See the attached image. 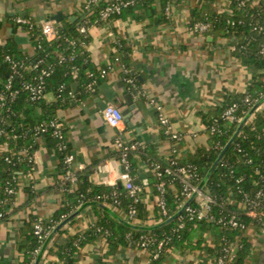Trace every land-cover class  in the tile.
Here are the masks:
<instances>
[{
	"label": "trees",
	"instance_id": "trees-1",
	"mask_svg": "<svg viewBox=\"0 0 264 264\" xmlns=\"http://www.w3.org/2000/svg\"><path fill=\"white\" fill-rule=\"evenodd\" d=\"M179 1L181 0H144L135 7L124 10L121 15L111 17L110 20H126L130 17H142L143 14L150 19V24L159 25L169 21L165 8L170 3L175 4ZM241 1L231 0V13H212L207 6L193 11L197 21L211 23L210 34L213 37L227 38L230 35L242 37L233 54L242 65L253 72L252 80L243 93H226L223 104L203 116L209 137L206 147L199 149L185 161L172 158L164 162L152 149L141 146L129 152L131 175L134 182L139 185L141 183L135 181L136 172L132 160L135 153L141 155L152 170L157 166L161 167L158 170L161 176L157 177L155 189L156 194H160L157 186L160 183L164 184L163 198L168 213L165 217L160 207H156L155 217L161 222L180 212L185 202V196L182 195L185 183L200 187L222 151L235 136L240 124L228 121L224 116L226 110L236 104L235 116L246 117L250 111L249 103L246 102L247 96L250 95L256 100L264 98V1L253 4L249 0L245 5H242ZM155 3L162 6L161 13H158V9L152 10ZM106 5V0H102L92 6L91 15L87 14L89 25L99 19L100 12ZM84 21L83 16H79L75 22L62 21L57 27V39L48 43L35 22L31 20L24 28L35 48L34 56L20 51L14 38L4 45L0 44V94L6 96L3 106L0 102V144L8 146L7 151L0 152V227L17 212L16 209L10 212L6 210L7 204L14 198V195L8 194V190L18 191L20 176L33 173L34 160L30 162L26 155L34 156L39 138H45L49 146L55 150L62 173V179L49 190L28 191V200L21 208L37 202L46 192L52 190L61 192L63 201L60 209L51 216V223L41 221L38 216H32L26 222L22 229L21 241L17 245L18 251L24 254V259L19 264H33L34 258L46 241L35 236L36 222L41 221L46 231L51 230L88 202L109 204L114 209L124 211L132 223L137 219L145 220L147 216L143 204L140 201L135 202L123 184L95 186L89 181L88 170L76 173L75 184L65 177V160L71 154V149L65 128L61 130L62 137H57L52 123L59 120V110L68 106L78 93L80 99L89 97L91 95L89 85L94 81L99 84L104 79L102 71L106 70L95 65L86 50L90 38L79 31ZM233 22L236 23L234 27ZM115 46L120 48L121 43L118 41ZM122 60L129 68L126 57ZM39 61L42 63L38 69H33ZM13 63H17L18 73L14 72ZM43 68L50 69V73L43 77L44 91L55 96L54 102L34 100L26 89L27 84H37L40 81V70ZM9 81L10 89L7 88ZM74 84L79 86L77 93L74 92ZM252 116L242 126L240 133L203 188L214 198V204L206 217L193 218L184 211L167 225L145 232L129 229L106 215L105 219L100 220L88 231L70 236L65 242L55 243L50 253L56 256L57 264H77L75 255L78 250L101 236L110 239L108 257L115 255L120 247L139 248L151 253L150 264H163L173 249L182 251L211 249L216 253L215 264H219V259H223V264H247L251 252L248 230L252 226L264 227V217H261L264 213V110L261 112L257 110ZM41 125L44 126L43 131L38 130ZM121 155L122 152L118 151L116 157L120 159ZM7 157L11 162L6 161ZM181 168L189 170L192 177L185 178L180 173ZM259 192H262V195L258 198ZM246 197L258 203L255 208L257 217H250L248 211L242 209L241 204ZM190 206L195 207V204L191 203ZM132 209L136 210V219L129 218ZM234 222L237 223L236 226L233 225ZM210 232L216 239L214 247L210 246L205 238ZM144 237L154 240L146 248L142 246ZM96 264L107 263L98 261Z\"/></svg>",
	"mask_w": 264,
	"mask_h": 264
},
{
	"label": "crops",
	"instance_id": "crops-1",
	"mask_svg": "<svg viewBox=\"0 0 264 264\" xmlns=\"http://www.w3.org/2000/svg\"><path fill=\"white\" fill-rule=\"evenodd\" d=\"M84 1L0 0V44L4 45L11 38L16 41L17 36L24 37L28 39L27 44L16 41L19 50L34 56L35 48L30 36L24 25L18 24V18L25 19L27 24L34 21L41 31V24L56 22L54 17L59 13L62 14V21L73 17L78 20ZM250 1L260 4L264 0ZM230 3L231 0H181L173 5L169 21L159 25L150 24V19L142 14V17L126 20L113 19L90 29L86 50L93 63L108 73L98 84L95 94L80 99L78 93L68 106L58 112L74 156L75 174L88 170L89 181L95 186L121 185L119 175L122 168L115 147V140L119 137L128 143L152 149L164 162L172 158L185 161L206 147L209 137L203 116L221 106L226 93H243L252 80L253 72L242 65L232 51L242 37H213L211 32L205 36L195 35L189 31V25L199 22L193 15L194 10L207 6L212 13H231ZM153 9L162 12L159 3H155ZM118 41L120 48L115 46ZM125 57L129 68L123 63ZM127 79H133L134 84L128 83ZM129 94L136 104L130 123L124 120L119 129L109 127L103 119L104 108L108 104L117 105L122 110L129 108L126 99ZM44 100L54 102L56 98L47 93ZM158 106L170 120L173 133L181 136L180 140L171 138L160 125ZM258 110H264V103ZM37 145L33 173L20 176L19 190L13 201L7 204V211L16 209L17 212L0 227V264H19L23 261L24 254L18 251L17 245L30 217L38 216L40 220L49 222L62 206L61 192L52 190L37 202L21 208L28 200V191H47L62 179L55 150L43 137L38 139ZM132 160L135 181L142 186L140 202L147 215L145 220L137 219L132 223L124 211L109 207V204L88 202L79 209L82 211L78 216L55 234L42 253L44 242L35 261L42 253L39 264H57L56 256L50 253L55 243L65 242L70 236L88 231L106 215L129 229L132 228L125 224L127 222L135 227L150 228L168 220L161 222L155 217L158 206L156 174L138 153L133 155ZM247 236L251 243L247 264H264V227L252 226ZM205 238L214 247L215 236L210 232ZM109 241L107 236H101L86 244L75 255L77 264H96L98 261L107 264H150L151 253L139 248L120 247L115 255L108 257ZM216 258L211 249H173L163 264H215Z\"/></svg>",
	"mask_w": 264,
	"mask_h": 264
},
{
	"label": "built area",
	"instance_id": "built-area-1",
	"mask_svg": "<svg viewBox=\"0 0 264 264\" xmlns=\"http://www.w3.org/2000/svg\"><path fill=\"white\" fill-rule=\"evenodd\" d=\"M100 1H102V0H85L83 5H82V9H80L81 10V16H83V19L85 21L83 24H81L79 31L81 34L85 35L86 37L88 36V33L93 26H96L98 23L104 24V23L109 22L111 17L121 15L124 10L129 9L130 7H135L139 2L144 1V0H106L107 5L105 6L104 9L101 10L99 19L96 20L92 25H89L88 20H87V16L91 15L92 6L98 4ZM247 1H249V0H242L240 3L242 5H245V3ZM173 5L174 4L170 3L165 8V14L167 17L171 16ZM17 22L20 25H26L27 24V21H25V19H22V18H18ZM56 23L57 22H55V21H46V22H43L41 24V33L48 43L55 41L58 37V31H57L58 25H56ZM239 23L241 24L242 22H239ZM232 25L234 27L236 25V23L233 22ZM189 31L195 35L205 36L206 34H208L212 31V25L209 22H201V21L193 22L189 25ZM238 44L239 43L235 44L232 47L233 52L237 50ZM61 58H62V60H64L63 57H61ZM8 60L12 61L10 58H8ZM41 63H42V61H39L36 65L33 66V69H35V70L38 69V67ZM17 67H18L17 63H13L12 68L14 69L15 73H18ZM123 69H124L126 74L129 73L128 70L125 68V66L123 67ZM40 73H41L40 81L37 84H27L26 85V89L29 91L32 99H34V100L44 99L47 95V93L44 91L43 77L50 73V69L43 68L40 70ZM107 73H108L107 70H103L102 71V77H105L107 75ZM127 82L130 83L131 85L134 84L133 79H127ZM7 88L8 89L11 88V81H9ZM88 90L91 94H95L98 90L97 82L94 81L93 83H91L89 85ZM261 100L253 99L250 95H248L246 98V102L249 103L250 111ZM5 101H6V96L3 93H1L0 94V102H1L2 106L5 104ZM157 109L159 112L160 125L165 129L166 134L170 135L171 138H173L174 140H180L181 136L173 133L172 127L170 124V120L168 119V117L166 115H164L162 113V108L160 106H158ZM236 110H237V105L235 104L226 110V112L224 113V116L230 122H234L236 124H241L245 117L235 116ZM102 115H103V119L106 122V124L113 129H119L124 122V117H123V114L121 112V109H119L118 107H116L113 104H108L104 108ZM252 117L253 116L251 115L249 119H251ZM215 122L217 123V120ZM52 126L55 127V129H56L55 135L57 137H62L61 130L64 128L63 123L60 120H57V121L52 123ZM215 126H216V124L214 125V127ZM38 130L43 131L44 126L41 125L40 127H38ZM115 147L118 151L122 152V155L119 159V164L122 168V172L119 175V181L129 191L130 195L135 199V202H139L140 201L141 187L134 182V178L131 175V163L129 161V152L132 150L138 149L139 144L138 143H128L122 137H119L115 140ZM7 150H8V146L6 144L5 145L0 144V152L7 151ZM26 156L29 158L30 162H32L34 160L33 156H29V154H27ZM6 161L11 162V159L9 157H7ZM65 163H66L65 177L67 179H71L72 183L75 184L77 179H76V174L73 170L74 156L72 154H70L66 158ZM160 168H161L160 166H157L153 170L154 173L156 172L155 174L157 177L161 176V173L158 172V170ZM180 173L187 179L192 177L191 172L189 170H187L186 168H181ZM157 187H158V191L160 192V194L157 195V205L160 207L162 214L165 217H167L168 213H167L166 204H165V201L163 198V194L165 191L164 184L160 183ZM17 192L18 191H16L15 189H9L8 190V194L11 196H13V195L15 196ZM194 193H197V196L195 197L194 202H193L195 204V207H191L189 205L185 211H187L189 213V215L193 218L197 217L198 219H202V218L206 217L208 215V213L211 211V208L214 204V198L209 193H206L204 190L200 191L199 187L193 186L189 183H185V188H184V191L182 193V195L185 196L184 204L193 196ZM261 195H262V192H259L258 198ZM184 204H183V206H184ZM257 206H258V203L254 200L248 199V197H246L245 201H243V203L241 204L242 209L247 210L248 215L250 217H257L258 216V214L255 210V208ZM261 217H264V213L261 214ZM129 218H131V219L137 218V213H136L135 209H132L130 211ZM41 221H38L34 224V232H35V236L37 238H39L42 241H45L49 237V235L52 233V231L54 229H56V226H53L51 228V230L46 231L44 228V225ZM51 222L52 221L50 220L48 223H51ZM233 225L236 226L237 223L234 222ZM143 240L144 241H143L142 246L144 248L148 247L149 244H152V242L154 241V240L150 239L149 237H144ZM160 245H162V243H160ZM34 263H35V258L33 260V264ZM218 263L223 264V259H219Z\"/></svg>",
	"mask_w": 264,
	"mask_h": 264
},
{
	"label": "water",
	"instance_id": "water-1",
	"mask_svg": "<svg viewBox=\"0 0 264 264\" xmlns=\"http://www.w3.org/2000/svg\"><path fill=\"white\" fill-rule=\"evenodd\" d=\"M55 20L56 22L60 23L62 20H63V17H62V14L59 13L58 15H56L55 17ZM72 21H76L77 20V17H73L71 19ZM16 38V41L19 43V44H27L28 43V39L24 38V37H15ZM77 84H74L73 88H74V92L77 93ZM135 93V92H134ZM126 99H127V103L129 105V108L125 109V110H122L120 107H118L117 105H115L116 107H118L119 109H121V112L123 114V117H124V120L127 122V123H130V119L132 117V111L136 108V104L134 103V98L131 94L127 95L126 96ZM264 103V98L257 104L253 107V109L249 112V114L244 118V120L242 121V123L240 124V126L238 127V130L235 134V136L231 139V141L228 143V145L226 146V148L222 151V153L220 154V156L218 157L217 161L214 163V165L212 166V168L210 169L208 175L206 176V178L204 179V181L202 182V184L200 185L199 187V190L200 191H203V188L204 186L207 184V182L209 181L212 173L214 172L215 168L217 167V165L219 164V162L221 161L222 157L224 156L225 152L227 151V149L230 147V145L234 142L236 136L240 133L241 131V128L242 126L249 120L250 116L254 114L255 111H257L259 109V107ZM197 196V193H194L193 196L184 204V206L182 207V209L180 210V212L178 214H176L175 216H173L172 218H169L166 222L162 223L161 225H158V226H155V227H150V228H139V227H135L134 225H132L131 223H125L128 227L134 229V230H140V231H145V232H149V231H154L162 226H165L167 225L168 223L172 222L173 220H176L180 215L181 213H183L186 208L191 205V203H193L195 197ZM109 207L111 205H108ZM82 210H79L77 211L76 213H74L73 215H71L69 218H67L65 221H63L62 223H60L56 229H54L52 231V233L49 235V237L47 238L45 244H44V247L42 249V253L44 252V250L46 249L47 247V244L48 242L55 236V234L60 231L66 224H68L71 220H73L76 216H78L80 213H81ZM108 212H110L112 215L113 213L111 212V210H107ZM42 253H40L38 255V258H37V261H36V264H39L40 262V258H41V255Z\"/></svg>",
	"mask_w": 264,
	"mask_h": 264
}]
</instances>
